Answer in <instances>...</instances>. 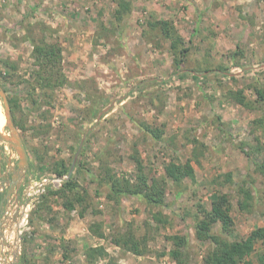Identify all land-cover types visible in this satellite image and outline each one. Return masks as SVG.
Instances as JSON below:
<instances>
[{
    "label": "rangeland",
    "instance_id": "374dc122",
    "mask_svg": "<svg viewBox=\"0 0 264 264\" xmlns=\"http://www.w3.org/2000/svg\"><path fill=\"white\" fill-rule=\"evenodd\" d=\"M129 1L131 11L118 15V0H0V86L9 104L19 99L20 108L10 107L15 126L20 119L26 128L16 126L29 152L30 176L62 178L44 194L74 176L87 204L68 210L51 195L39 209L40 196L18 226V264H89L90 246L107 251L95 264H175L168 254L174 234L188 236L191 264H204L212 245L195 237V214L199 202L209 203L219 191L233 196L231 238L264 226V102L253 89L264 87V0ZM155 18L172 19L190 46L183 78L175 73L169 41L149 24ZM33 38L62 46L68 76L54 90L38 88L37 103L19 83L21 77L34 80ZM1 60L18 63L8 79ZM237 90L247 105L232 99ZM0 109L5 116L1 96ZM142 123L163 130L162 138ZM2 131L10 132L6 122ZM2 146L9 159L19 160ZM80 146L72 175L63 179L69 171L60 176L56 169L62 161L70 168ZM136 149L145 171L158 178L171 160L191 158L195 180L168 181L161 207L136 195L110 199L105 171L135 183ZM227 173L232 180L225 183ZM241 187L252 193L249 210L237 204ZM17 212L14 219H20ZM96 224L103 237L92 232ZM130 231L147 242L146 254L114 243V236ZM263 250L259 241L255 253Z\"/></svg>",
    "mask_w": 264,
    "mask_h": 264
},
{
    "label": "trees",
    "instance_id": "16d2710c",
    "mask_svg": "<svg viewBox=\"0 0 264 264\" xmlns=\"http://www.w3.org/2000/svg\"><path fill=\"white\" fill-rule=\"evenodd\" d=\"M119 8L116 14L120 15L123 11H131L132 2L129 0H118ZM151 28L157 31L163 38L169 41L170 49L174 55V67L179 78L185 76L183 64L186 62L190 46L186 45L185 39L179 34L177 27L172 19L155 18L149 22ZM33 45V58L36 69L32 73L34 80L20 78L19 83L25 84L30 88L29 95L32 97L33 103H37L35 94L38 88L54 90L56 87L67 83L68 76L63 72L62 66V46L57 42H49L45 38L40 41L31 39ZM7 69L8 75L5 79L12 76V72L18 69V63L10 60H1ZM228 70V68L226 69ZM198 78L197 75H194ZM254 91L259 99L264 102V87L255 86ZM231 97L241 105H247L246 96L242 90L231 92ZM10 104L13 111L20 108L18 97H11ZM91 112L97 117L98 109L93 108ZM16 126L24 130V123L20 119H16ZM142 127L151 133L156 139H161L163 130L153 128L152 126L142 123ZM200 152L195 149L194 158L198 159ZM132 160L137 167V181L132 183L125 176H117L107 169V184L109 185L108 197L119 202L124 196L136 195L143 198L149 205L161 207L165 206V190L166 184L170 181L179 185L186 180H195V168L192 159L188 158L185 162H177L171 160L165 165V173L160 178L151 176L145 171L144 161L138 150L132 155ZM69 166L65 162L60 163L57 168L58 175H64L69 171ZM231 173L225 174V183L231 182ZM223 182H221L222 184ZM84 193V194H83ZM239 197L237 204L241 210H249L251 207L252 193L249 189L243 187L238 189ZM61 197L63 205L68 210L74 209L76 205H87L85 192L78 189V183L74 176L63 181L62 187L59 189L49 188L44 194L43 202L39 205V209L45 207V203L49 196ZM233 196L225 192H215L209 203H200L197 205L195 214L194 231L195 237L200 241H209L212 248L205 254L204 264H264V250L255 253L256 244L264 241V226H257L251 230L246 236L241 238H231L235 235V221L232 215ZM46 201V202H45ZM38 209V211H39ZM84 215V212H80ZM159 217V215H156ZM91 230L99 237L104 234L101 227L91 226ZM173 247L168 252L170 258L175 264H191L187 248L189 247V238L186 235L174 234L168 236ZM115 244L122 246L125 250L138 255H144L147 252V242L138 238L134 232L128 234L114 236ZM87 260L89 264H95L99 257L107 255L104 246H90L87 251ZM256 254V255H255ZM252 255L255 259L251 258ZM24 264H26L24 262ZM114 264V263H110Z\"/></svg>",
    "mask_w": 264,
    "mask_h": 264
},
{
    "label": "water",
    "instance_id": "95a60500",
    "mask_svg": "<svg viewBox=\"0 0 264 264\" xmlns=\"http://www.w3.org/2000/svg\"><path fill=\"white\" fill-rule=\"evenodd\" d=\"M0 96L3 98V102H4V106H5L6 126H8V128L10 130L9 134H6L0 129V154L3 150L2 144H6V145L10 146L18 154V157H19L18 165L24 170H29V168H30L29 153L27 151V148L25 146V143H24L20 133L18 132L17 127L14 124L12 110H11V107L9 104L7 94L1 86H0ZM80 149H81V146L79 147L78 151L75 154L74 160L71 164V167H70V170H69L67 176L63 179H68L72 175V172H73L74 167L76 165V161H77ZM11 185L12 186H11L10 190L7 192L5 198H3L0 202V214L2 213V217H0V237L5 235L4 231L6 229L7 217L5 216V213L2 211V208L4 205L5 199L7 198L9 200L11 198L12 192L14 190L13 189L14 186H13L12 181H11ZM6 208H7V205H6ZM2 244L8 245L9 242L6 239H3L1 242V239H0V249H1ZM18 251H19V249H18ZM0 254L3 255V252L1 250H0ZM17 262H18V257L16 256L13 264H18Z\"/></svg>",
    "mask_w": 264,
    "mask_h": 264
},
{
    "label": "flooded vegetation",
    "instance_id": "af4514ba",
    "mask_svg": "<svg viewBox=\"0 0 264 264\" xmlns=\"http://www.w3.org/2000/svg\"><path fill=\"white\" fill-rule=\"evenodd\" d=\"M2 148L3 150L0 154V202L3 198H5L7 192L10 190L12 186L11 181L13 182L14 186L11 198L9 200L6 198L4 201V205L2 208V211L4 212L6 210V205L10 204L13 198L17 199L22 195L23 188L28 180V177L30 176L29 170L31 168V164L29 170L22 169L18 165V160L9 159L6 155V152L4 151L3 146ZM1 215L2 213L0 214V217Z\"/></svg>",
    "mask_w": 264,
    "mask_h": 264
},
{
    "label": "built area",
    "instance_id": "2783aa9c",
    "mask_svg": "<svg viewBox=\"0 0 264 264\" xmlns=\"http://www.w3.org/2000/svg\"><path fill=\"white\" fill-rule=\"evenodd\" d=\"M56 180H62V178L60 177H50V176H46V177H42L39 181L38 178H36L35 176L31 175L28 177V180L26 182L25 188L23 190L22 193V198L21 200H23V202L25 203V205H20V202L18 200V198L16 199H12L11 203L8 204L9 206H7L6 210L4 211L5 216L7 217V219H9V217L13 216L15 217V213L10 211V208H17L18 209V215H20V219H19V229L20 227L23 225V222H27V211L29 209V207L31 206V204H33L35 201H38V199L40 198V196L42 197L43 194L46 192V187L48 185H50V183L52 181H56ZM16 218V220H17ZM11 221V220H7ZM16 224V222H15ZM2 256V255H1Z\"/></svg>",
    "mask_w": 264,
    "mask_h": 264
},
{
    "label": "bare ground",
    "instance_id": "6f19581e",
    "mask_svg": "<svg viewBox=\"0 0 264 264\" xmlns=\"http://www.w3.org/2000/svg\"><path fill=\"white\" fill-rule=\"evenodd\" d=\"M6 122V118L3 114V112L0 109V129L2 130L4 128ZM10 211L15 213L17 211V208H10ZM11 220L6 222V229L4 231V236H1V242L3 239H6L9 244L8 245H1V251L3 252V255L0 257V264H13V258L16 257L18 254L19 249V232H18V220H14V217L11 216L9 219ZM16 222V224H15ZM18 223V224H17ZM9 251L10 254L8 255L6 252Z\"/></svg>",
    "mask_w": 264,
    "mask_h": 264
}]
</instances>
